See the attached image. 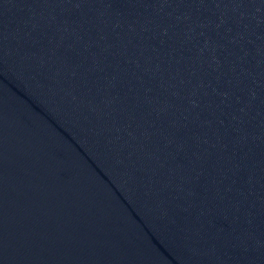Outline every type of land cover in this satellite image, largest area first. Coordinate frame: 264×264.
<instances>
[{"label": "water", "instance_id": "95a60500", "mask_svg": "<svg viewBox=\"0 0 264 264\" xmlns=\"http://www.w3.org/2000/svg\"><path fill=\"white\" fill-rule=\"evenodd\" d=\"M0 264H264V3L6 0Z\"/></svg>", "mask_w": 264, "mask_h": 264}, {"label": "snow or ice", "instance_id": "6c2138e0", "mask_svg": "<svg viewBox=\"0 0 264 264\" xmlns=\"http://www.w3.org/2000/svg\"><path fill=\"white\" fill-rule=\"evenodd\" d=\"M44 2H50V0H44ZM61 2H70L74 3L75 6L79 7L81 3L95 2V0H61ZM100 2L107 3L111 5L113 3L118 2V0H100ZM147 3L152 2H171V0H145ZM200 2H204V0H200ZM214 2L219 5L221 3L227 2L232 4H244L246 2H250V0H214ZM264 3V0H261ZM6 3V0H0V6H3Z\"/></svg>", "mask_w": 264, "mask_h": 264}]
</instances>
